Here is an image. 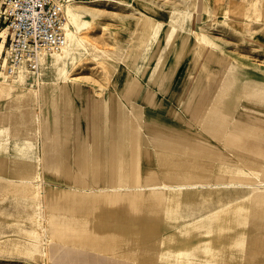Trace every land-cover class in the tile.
I'll use <instances>...</instances> for the list:
<instances>
[{
	"label": "crops",
	"instance_id": "0c3cea01",
	"mask_svg": "<svg viewBox=\"0 0 264 264\" xmlns=\"http://www.w3.org/2000/svg\"><path fill=\"white\" fill-rule=\"evenodd\" d=\"M181 64L173 78L158 80L153 96L146 74L100 93L72 81L50 90L52 80L42 97L46 82L38 85L35 132L22 139L31 136L28 150L0 142V264H134V248L159 237L161 253L170 241L178 249L208 240L197 235L199 226H211L207 219L220 210L228 219L229 205L240 200L259 206L250 209L248 226H264V184H225L240 133L230 128L229 89L222 110L211 102L214 86L228 80L181 78ZM238 70L239 93L245 82L264 86L260 74ZM168 82L175 91L165 94ZM239 97L232 121L261 116L255 99ZM213 239L224 243L229 235Z\"/></svg>",
	"mask_w": 264,
	"mask_h": 264
},
{
	"label": "rangeland",
	"instance_id": "374dc122",
	"mask_svg": "<svg viewBox=\"0 0 264 264\" xmlns=\"http://www.w3.org/2000/svg\"><path fill=\"white\" fill-rule=\"evenodd\" d=\"M70 1L81 9L83 18L91 21L88 32L82 35L96 47L70 73L69 79H74L72 82L76 87L86 84V89H96L100 93L105 89L110 90L114 81H124L125 78L141 80L146 74L151 91H155L158 80L165 79L166 76L160 74L151 81L153 64L158 59L162 63L172 64L177 55L183 58L178 74L181 78H212L215 85L224 79V82L228 80L225 85L228 87L231 85L228 71L236 72L239 78L238 69H245L250 75L260 74L264 77V0H200L204 10L212 12L215 9V14L204 13L194 23V29L200 36L198 39L190 36L187 48L197 49L200 60L195 68L190 67L192 54L180 52L186 35L174 34L166 40V23H162L171 9L184 10L190 3L194 6L195 0ZM2 29H5L4 24L0 22V32ZM202 37L210 43L206 44ZM2 49L1 56L4 57L5 44ZM205 68L207 72L204 71ZM189 69L195 71L190 75ZM51 78V71L47 72L42 75L41 83L32 86V89L38 90V85L45 81L46 84L41 87L42 93L43 88L48 86L47 83L54 81ZM58 82L61 83L59 80ZM8 83L0 78V84L5 88ZM165 84V94L175 91L170 82ZM225 87L214 86V94L223 91ZM21 88L27 89L29 86L19 84L8 95H0V139L5 143H21L29 133V129L22 131L21 127L33 126L30 116L24 111L25 106L11 101L10 96L19 93ZM180 89L185 91L188 88ZM35 108L34 106L33 112L36 113ZM255 108L264 116V103ZM180 111L182 112L181 108ZM243 120L257 124L256 127L264 131V123H256L251 118ZM246 191L244 188L243 194ZM58 252H62L61 249ZM107 262L103 259V264H108Z\"/></svg>",
	"mask_w": 264,
	"mask_h": 264
},
{
	"label": "bare ground",
	"instance_id": "6f19581e",
	"mask_svg": "<svg viewBox=\"0 0 264 264\" xmlns=\"http://www.w3.org/2000/svg\"><path fill=\"white\" fill-rule=\"evenodd\" d=\"M261 3H263V1ZM194 4L193 6L192 3H190L184 10L171 9L168 12L166 20L162 22L164 24L166 23V40H169L174 34H179V36L186 35L182 40L180 52L192 54L190 67L193 68L197 67L200 60L199 54H197L196 51L197 49L192 47L187 48V42L190 36H194L195 39H198L200 36L194 29V23L204 13L215 14V9H213L212 12L204 10L200 0H195ZM262 5H264V3ZM260 8L259 6L258 9ZM64 14L66 19L64 24L65 43L57 50L42 54L40 58L42 75H46L47 72L51 71V79H54V83H52L49 88L50 90L54 88V86L56 87L57 83L59 89L62 86H66L68 81H74L73 78L69 79V76L71 72L75 71V65L88 58L91 51L96 48H94L95 45L82 35L88 32L91 21L83 18L81 9L73 5L70 0H65ZM5 35L6 29H2L0 32V63L3 60V55L1 56V53L5 42ZM201 39L206 44L210 43V41L204 37ZM182 59V57L177 55L175 61L169 68L167 67V63H162V61L158 59L152 66L151 81L155 80L160 74H165V79L167 80L171 79L173 76L171 73L178 67ZM170 68L172 69L170 70ZM227 74L230 77L231 85L214 95L213 102H211L213 111L222 110L220 101L222 99L221 96L226 94L229 89L230 108L228 111L231 116L230 128L231 131L240 133L235 137V145L233 144V147L229 149L230 158H234L237 165L229 164L228 167H224L223 174L225 176L228 175L230 178L229 182L225 184L229 187L235 185L239 187H248L249 185L260 186L264 184V131L256 127L257 124L255 123L251 124L246 120L240 119H236L237 121L232 120L234 119V114L238 115L239 112H241L238 106L240 100L239 94L245 95L249 99H255L256 101L252 102V105L260 107L264 103V86H246L245 88V85L248 84L245 82L241 87L243 90L239 93V88L235 86L239 80L237 73L228 71ZM58 80L61 83H59ZM22 81L23 78L20 76L18 82L8 81V87L6 88L3 84H0V95H8L12 88L17 85L19 86V82L23 85ZM25 85L29 86L31 90L29 88H21L19 93L10 97L12 102L23 104V106H25V113L30 116V113L34 111L37 91L32 89V86ZM46 88L47 87L42 90V97L47 94L45 91ZM151 94L153 96V91H151ZM179 95V97L182 98L181 96L184 95V92L179 93ZM224 112H226V110H224ZM33 116L35 118V112H33ZM34 118H30L31 124L33 125L32 127L25 126L22 127L21 130L24 131L29 129V134L35 132L36 120H34ZM251 119L256 123H264V116L253 117ZM33 127L34 130L32 131ZM30 137L22 142V144L27 145V150L31 143ZM0 142H2L1 139ZM66 144H68L67 141L64 142V145ZM16 152L22 157L27 154L26 151H22L20 148H18ZM214 157L217 158L216 156ZM206 169V164L203 163V161H199L197 165L198 172L203 173ZM219 170L221 174V167H219ZM214 185L216 186L217 184ZM253 207L258 208L259 206H250L248 200H240L229 205L228 219L226 218L227 213L225 210H220L218 213L210 216L207 220L211 226H199V232L197 234L198 236H208V240L199 241L197 246L177 249L172 244V241H170L166 243L161 253V237H159L143 247H135L128 258L132 260L134 264H264V226H248L247 222V215L251 212L250 209ZM222 234H224V236L228 234L229 241L224 243L219 242L217 244L215 242L216 239L213 238L220 237ZM183 237V231L177 235V238ZM173 240H175L174 237Z\"/></svg>",
	"mask_w": 264,
	"mask_h": 264
},
{
	"label": "built area",
	"instance_id": "2783aa9c",
	"mask_svg": "<svg viewBox=\"0 0 264 264\" xmlns=\"http://www.w3.org/2000/svg\"><path fill=\"white\" fill-rule=\"evenodd\" d=\"M65 0H0V22L6 29L0 78L37 86L42 54L65 43ZM21 82H19L20 84Z\"/></svg>",
	"mask_w": 264,
	"mask_h": 264
}]
</instances>
